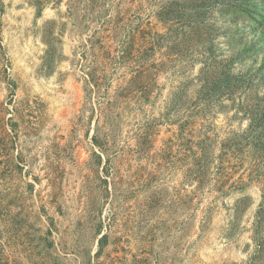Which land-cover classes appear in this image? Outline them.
Wrapping results in <instances>:
<instances>
[{
  "label": "rangeland",
  "instance_id": "1",
  "mask_svg": "<svg viewBox=\"0 0 264 264\" xmlns=\"http://www.w3.org/2000/svg\"><path fill=\"white\" fill-rule=\"evenodd\" d=\"M262 216L264 0H0V264H264Z\"/></svg>",
  "mask_w": 264,
  "mask_h": 264
},
{
  "label": "trees",
  "instance_id": "2",
  "mask_svg": "<svg viewBox=\"0 0 264 264\" xmlns=\"http://www.w3.org/2000/svg\"><path fill=\"white\" fill-rule=\"evenodd\" d=\"M262 209H263V206H262ZM262 220L259 221V223L261 224L260 226V229L264 227V216L260 217ZM261 241H264V239H262ZM260 247H262V243L260 244Z\"/></svg>",
  "mask_w": 264,
  "mask_h": 264
}]
</instances>
